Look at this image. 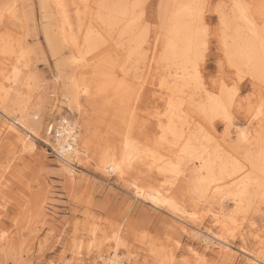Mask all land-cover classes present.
Masks as SVG:
<instances>
[{
	"label": "rangeland",
	"instance_id": "374dc122",
	"mask_svg": "<svg viewBox=\"0 0 264 264\" xmlns=\"http://www.w3.org/2000/svg\"><path fill=\"white\" fill-rule=\"evenodd\" d=\"M160 1L144 0L142 3L146 5L144 26L139 23V10L137 16L139 25L147 33L146 43H143L141 51L129 57V61L123 60L122 65L125 66L121 71L117 63V70L112 76L116 84L122 85L121 91L130 96L126 103H131V119L124 122V110L120 105L122 102L116 100L118 97L111 92L102 95L97 90V72L92 73V68L75 71L67 59L66 47H60L53 55L44 29L48 27L52 34L59 33L56 25L58 15L54 10L43 8L40 0H0V13L5 5L14 6L11 15L0 19V84L17 89L24 97L28 88L22 83H26L25 77L33 75L41 85L36 91L44 96L41 104L32 102L33 110L39 111L40 115L34 126L38 136L35 138L28 134L30 141L17 140L11 130L5 128L4 123L8 121L0 114V233L9 234L7 242L0 243V264H103L98 254L106 261L110 259V264V256L115 252L122 258V264H251L246 262L249 253L264 261V245L258 244L264 240V203H255L244 212H237L224 228H219L207 204L197 207L193 204L191 193L185 188V177L175 180L171 187L167 183L164 185L161 183L163 178L151 163L154 154L174 156L176 152H166V143H159L158 127L155 125L156 115L162 114L163 103L166 105L169 97L157 66L149 61L151 55L156 58L160 54V43L154 42L153 37L160 21L157 7ZM211 2L212 8L203 16L204 24L216 33L218 16L214 9L220 2L224 7L229 1ZM67 3L68 12L72 15L74 5L69 1ZM73 25L76 26V23L73 22ZM74 30L77 36L76 28ZM219 42L218 38L212 49L214 62L202 61L200 66L207 87L213 86L212 70L216 63L225 59L220 56L222 45ZM68 76L78 79L82 101L78 105H71L61 96ZM8 77L11 78L7 80ZM86 87L90 92L87 97L83 91ZM239 90L245 96L253 90L249 78L241 82ZM148 98L152 101L150 105L144 103ZM58 108L59 113L68 111L76 122L77 143L81 152L74 158L71 174L64 172L60 159L53 151L55 134L52 132L60 117ZM183 113L189 114L188 119L193 121V125L199 124L198 129L204 128V132L211 133L214 140L220 139L218 142H221L225 124L220 118L209 121L202 116L197 117L196 111L195 114L191 108H184ZM162 122L159 118V123ZM235 122L230 127L229 140L236 137L239 125H244L239 118ZM128 136L150 152L147 151L145 160H134L126 169V176L124 174L123 178L116 180L100 165V157L105 151H113L120 157L124 137ZM151 179L157 181L160 194L171 191L176 199V207H172L175 210L167 204L154 205L149 199L134 197L136 187L145 188L151 184ZM171 215L180 218L195 216L191 217L195 224L184 223V229H181L179 221L173 220ZM196 225L201 226L202 231L209 229L224 237L227 248H210L202 238L193 237L190 233L196 231ZM132 228L146 233L147 242H134ZM114 233H120L122 244L127 242L129 247L120 246L115 250ZM242 248L245 253L240 251Z\"/></svg>",
	"mask_w": 264,
	"mask_h": 264
},
{
	"label": "bare ground",
	"instance_id": "6f19581e",
	"mask_svg": "<svg viewBox=\"0 0 264 264\" xmlns=\"http://www.w3.org/2000/svg\"><path fill=\"white\" fill-rule=\"evenodd\" d=\"M68 1L74 5L72 15L68 12ZM203 1L161 0L159 6L157 5L159 7V11L158 8L157 11L161 15L159 24L157 23L158 26L154 29L153 37L154 42L160 43V54L158 55V52V57L156 58L151 55V60L149 59V61H153L157 66L158 75L164 79V89L169 93V97L167 104L164 105L163 103L162 116L156 115L155 125L158 127L159 143H166V146H164L166 152L174 150L176 152L174 156L154 154L151 163H154L156 167L154 168L157 169L158 175L163 178L161 183H164V185L167 183L166 185L171 187L175 179L172 177L171 170L168 167L169 163L175 162L183 154L182 176L186 178L184 181L186 184L185 188L188 190L187 192L191 193L189 194L193 204L196 207L203 203L207 204L208 209L215 216V223L219 225V228H222L229 220L234 219V214L237 215V212H244L252 204L257 203L259 205V203H264V187H262V181H264V156H262L264 142L261 141L258 135L259 122H257L256 126L248 129L249 140L247 142L241 140L245 133V125H239L237 135L233 140L228 139L230 128L226 130V126H224V136H222L223 138L221 137V142H218L220 139L218 141L214 140L210 136L211 133L207 134V131L204 132V128L202 129L201 126L202 130L198 129L199 124L198 126L193 125V121L190 122L188 119L189 114L183 113L184 108H191L194 113L196 111L197 117L202 116L209 121L215 117L218 118L217 101L213 99L214 96L219 95L218 85L213 84L212 87H207L205 85L206 82L204 83L205 78L203 79L202 75L200 82L197 83L190 77L189 73L197 52L198 23H202L206 27L204 15L200 18V21H197L195 9L189 6L202 3ZM228 1L229 3H226L227 5H224V7L220 5V2L217 5L219 7L216 6L214 9L218 16L216 34L221 41L219 42L221 43L220 45H222L220 56L225 59L230 57L240 67L243 75L236 81L238 90L245 78L250 79L253 87V75H255L257 87L253 103L258 106L259 78L262 71V61H264V0ZM143 2L144 0H49L48 3V0H40L43 8L50 7L58 15V24L56 25L59 28H55L59 29V33L52 34L53 31L47 29L48 27L44 29L46 41L53 55L58 53L57 50L60 47H66L67 59L75 71L92 68L90 70L92 73L97 72V81L95 80L97 82V90L101 94L111 92L113 96L118 97L116 100H120L123 103L120 105L124 110V122H128L131 119V114L129 113L131 103H126L130 96L121 91L122 85L116 84L112 76L117 70V63L121 71L125 66L122 65L123 60L128 59L127 61H129V57L136 51H141L144 46L143 43H146L147 33L143 30L144 25L140 26L141 24L139 25L138 23V10L133 8V5L142 4ZM261 20L263 22L260 24ZM73 22L76 23V26L73 25ZM74 28H76L77 36L74 33ZM23 52L25 53V51ZM149 65L151 64L149 63ZM82 76L84 77L85 75ZM10 78L6 79L9 80ZM25 80L26 83L22 84H27L26 89L28 88V92L26 95L24 94V97L17 89L0 84V114L8 121L7 124L4 123L5 128L10 129V133L17 140L30 141L31 138L29 137L33 136L36 138L38 136L34 126L40 115L39 111L35 112L36 110H33L32 102L41 104L40 102L44 96L41 92L36 91L37 87L40 88L41 85H38L35 76L28 75ZM66 80L68 82L65 83L61 96L71 105L73 103L77 104L75 95L80 86L77 82L78 79L74 76H68ZM230 84L231 82H229V86ZM159 88L161 89L160 86ZM163 99L162 97L161 100ZM169 99L173 102L171 109L169 108ZM68 109L70 110V107ZM59 111L60 108L57 109V114H60V117L57 119L52 132L55 134L53 136L54 149H52L60 159L64 172L71 174L74 158L81 152L77 143L76 122L71 119V114L68 111L62 113H59ZM157 112L160 114L159 111ZM159 118H162V123H159ZM220 120L224 123L222 119ZM147 151L150 152L147 147L142 148V144L133 140L132 137H124L120 157H117L113 151L111 153L105 151L100 157V165L107 169L106 172L110 177L114 176L116 180L118 178L121 179L124 174L126 176V169L134 160H145L147 158ZM150 183L145 188L136 187L137 190L134 191V197H144L149 199L154 205L167 204L168 207H176V199L172 196L171 191H165V194H160L157 181L151 179ZM230 204H232V207H230ZM171 216L174 217L173 220L179 221L178 227L181 229H184V223L195 224L192 220L193 218L191 219V217L195 216L189 218ZM200 227H195L196 231L190 234L193 237L202 238L210 248L220 250L227 248V241L224 237L212 233L209 229L202 231L204 229ZM114 240L116 241L114 248L117 250V240L116 238ZM258 244L264 245V240L259 241ZM243 249H240V251L245 253V249ZM110 257L112 258L111 261L123 262L120 255L116 252ZM98 258L103 261V264H109V258L106 261L100 254H98ZM246 258V262L248 261L251 264H264V261H261L252 253L247 254Z\"/></svg>",
	"mask_w": 264,
	"mask_h": 264
},
{
	"label": "snow or ice",
	"instance_id": "6c2138e0",
	"mask_svg": "<svg viewBox=\"0 0 264 264\" xmlns=\"http://www.w3.org/2000/svg\"><path fill=\"white\" fill-rule=\"evenodd\" d=\"M212 6L211 0H204L202 3L190 5L189 7L195 9L196 19L197 21H200V18L205 14V12L211 9ZM13 7L14 6L12 5H5L3 12L0 13V18L11 15V10ZM133 8L140 11L141 14L139 17V23L143 25L146 19V5L138 3L133 5ZM217 39L218 35L214 33L211 28L203 26L202 23H198L197 52L195 60L192 62V66L189 69L190 77L197 83H199L201 80V62L203 61L205 63L211 64L215 60L212 55V49ZM212 72L214 74L213 84L218 85L219 87V95L213 97V99L217 101V116L224 121L226 130L233 125L237 118L241 119L245 125V133L241 137V140L243 142H247L249 140L248 129L256 126L257 122H259L258 135L261 141L264 142V61H262V71L259 78L260 92L258 106L253 103V97L256 94L255 89L257 87L255 75H253V90L247 96H245L243 92L238 90L236 83V81L243 74L241 73L240 67L236 65L230 57L227 59H220L219 62L216 63V66ZM229 82H231L230 86ZM84 96H89L87 89L84 91ZM75 98L77 104L82 103L79 89L76 91ZM151 102V98H148L144 101V103L148 105H150ZM172 103V100L169 99L170 109L172 107ZM182 156L183 154H181V156L178 157L175 162H170L168 166L171 170L172 177L177 181L183 175L181 167ZM262 156H264V152H262ZM5 179H7V177H5ZM262 187H264V181H262ZM122 227L123 225H121V228ZM131 232L135 236L134 242H147L146 233H140L135 228H132ZM8 235L9 234L7 232L0 233V241L7 242ZM114 236L117 240V247H129L127 242L122 244L120 240V233H114ZM110 264H122V261H111ZM137 264H139V262H137Z\"/></svg>",
	"mask_w": 264,
	"mask_h": 264
}]
</instances>
